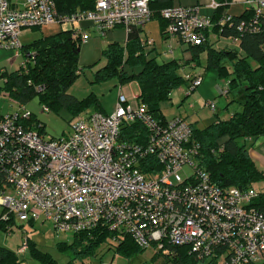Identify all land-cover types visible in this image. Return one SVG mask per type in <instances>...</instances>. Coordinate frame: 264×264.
Returning a JSON list of instances; mask_svg holds the SVG:
<instances>
[{"label":"built area","instance_id":"obj_1","mask_svg":"<svg viewBox=\"0 0 264 264\" xmlns=\"http://www.w3.org/2000/svg\"><path fill=\"white\" fill-rule=\"evenodd\" d=\"M250 6L255 17L240 23V31L256 30L264 0ZM230 16L225 12L218 23L225 25ZM160 17L166 22L165 38L187 45L204 43V32L212 27L211 19L195 7L164 8ZM151 18L149 0H95L92 10L70 14H59L54 0H23L22 7L0 0V52L17 58L24 28L87 21L102 36L116 27L127 33L142 30ZM72 34L80 42L87 40L81 29ZM141 44L152 41L141 39ZM33 57L34 52L25 54L19 67L25 69ZM184 78L188 92L202 80L200 74ZM2 91L15 108L0 111L3 220L11 215L20 222L41 219L56 233L71 234L102 226L113 234V242L126 234L139 247L151 246L157 252L166 246L184 247L197 264L264 262V186H218L202 169L200 144L192 139L184 118L160 122L145 104L132 106L119 93L112 113L76 116L68 135L48 138L44 123L25 103ZM210 107L214 109L215 103ZM41 110L50 109L43 104ZM124 121L140 122L147 131L145 140H121ZM28 246L23 237L16 253L24 255Z\"/></svg>","mask_w":264,"mask_h":264},{"label":"trees","instance_id":"obj_2","mask_svg":"<svg viewBox=\"0 0 264 264\" xmlns=\"http://www.w3.org/2000/svg\"><path fill=\"white\" fill-rule=\"evenodd\" d=\"M231 1L217 0L219 4L212 15L210 31L222 37L238 39L244 56H239L235 49L210 48L207 45L209 30L204 32L206 36L204 43L188 46L195 54L207 50V67L215 69L219 79L228 81L227 93L230 94L232 101L239 103L240 109L233 112L231 117L219 119L204 128L189 125L192 139L200 144L198 160L202 169L218 186H236L242 189L254 186L256 181L264 179V171L256 165L249 150L238 142L239 138H256L264 135V12L257 17L255 31L238 30L240 23H248L255 17L253 6L248 7L238 17L231 15L225 25H220L218 21ZM54 2L58 13L69 14L77 8L82 11L92 9L95 0ZM152 3L153 0H149L150 9ZM161 21L165 28V20L161 18ZM72 32L71 29L60 30L25 46V50L34 52L32 61L25 69L21 67L10 71L2 69L0 91H8L22 103L36 95L39 102L48 106L51 111L62 116H64L62 112H65L67 117L64 118L69 123L90 107L92 111H101L93 92L79 99L68 91L81 70L80 38L73 36ZM144 48L145 45L141 44V29L138 28L128 33L125 45L108 43L102 49V57L106 62L93 73L91 82L100 83L116 78L119 83L124 84L135 80L140 88L139 103L145 104L148 112L156 120L165 122L159 105L169 99L171 91L183 84L186 79L180 74V65L177 61L159 62L155 58L147 59ZM39 86L42 89L38 90ZM146 133V129L138 121H124L120 127V137L124 141L143 142ZM220 147L222 150H219ZM0 227H3L2 222ZM112 238L113 234L106 228L98 226L74 233L69 242H58V247L72 254L71 260L65 264H79L75 260L80 264H88L84 259L97 255L102 245L124 257L133 256L144 249L126 234L118 236L119 242H113ZM28 247L31 257L51 263L45 257L46 253L35 248L32 240H29ZM164 251L168 253L164 255ZM158 253L163 254L165 259L173 264H197L194 258L186 253L184 247L166 246ZM18 258L19 254L16 251L0 246V264H17Z\"/></svg>","mask_w":264,"mask_h":264},{"label":"crops","instance_id":"obj_3","mask_svg":"<svg viewBox=\"0 0 264 264\" xmlns=\"http://www.w3.org/2000/svg\"><path fill=\"white\" fill-rule=\"evenodd\" d=\"M10 1H11V4L16 7H22L23 5V0H10ZM254 1L256 0H232L228 4L226 12L229 15L238 17L242 15L243 12L248 7H250L251 2H254ZM214 4H219V3L217 2V0H157V1L153 0V3L151 4L152 5L151 10L153 12L152 18L150 19V21H148L145 24V26L141 30V39L147 38L152 41L151 45H145L144 52H145L146 58L147 59L155 58L159 62L175 60L180 65L179 72L183 77H185L188 74L189 75L190 74L191 75L200 74L202 77L201 83L194 90L188 92V87H189L188 81H185L183 83V85L186 86L185 89L179 90L180 96L182 97L181 99H185L188 96H191L192 98V100L188 102L187 108L183 107V111H180V109H178L177 113H175L171 117H166L164 110L160 103L159 105L160 110L165 120H170L174 118L175 116L176 117L178 116V117L184 118L192 126L204 128V127H207L213 124L219 119H227L231 117L232 113L235 112L236 110V109L235 110L232 109L233 108L232 106L234 104L232 105V98L229 97L230 94L227 92L226 93L224 92L226 81L222 83L218 78L217 71L213 68L207 67V54H208L207 50H203L195 54L192 52V50L187 44L182 43L178 39H171V40L166 39L163 34L164 27H163V24L160 18V12L162 9L177 6V5L186 6V7H195L201 16L211 19L215 11V8H216ZM92 9H87L85 11L92 10ZM77 11H82V10L77 8L74 12H77ZM68 23H69L68 27H64L66 29H64L63 27H60L61 28L60 29L58 27L59 28L58 30L71 29L73 31L75 29H81L87 35V40L85 42H80L81 43L80 52H79L80 69L82 68L83 65H88L90 67L95 66L98 62H100L101 58H103L102 57V49H103L102 44L104 43V41L102 40V38L106 39L107 44L115 42L120 45H125L127 42L128 33L122 27H116L108 31L105 35L101 36L97 33V31L93 28V26L87 21L73 22V23L68 22ZM40 27H32L30 29L40 30L41 29ZM44 30L48 31L49 29L45 28ZM44 30L41 31L42 34L39 37L31 40L28 43H23V41L20 39L22 47H21L20 55L17 58H12V57L10 58L9 53L0 52V61H5L10 66L13 65L14 62L21 57H22V60L20 61H23V59H25V54H27L28 52H33V51L25 50V46L29 45L34 40H37V39H40V38H43L49 35L48 33L43 34ZM228 39L231 40V46L229 45ZM207 43H208L207 45L214 50H222L225 48H230V49H235L238 52L239 56H244V52L239 47L238 39H235L232 37H222L214 33L213 31L209 30L207 34ZM2 69L5 70L4 68ZM132 81H135V80H132ZM119 85H121V83H119ZM137 86H138V92L136 94L131 91V96L133 97V99L136 100V103H137L136 105L139 104L138 96L140 93V88H139L138 83H137ZM69 93H71L72 95H74L75 97L79 99L86 96V95H83L80 97L70 91ZM93 93L96 95L97 100L99 102L100 109H101L100 112L104 114H110L111 112L114 111V109L116 108L119 93H122L124 95L122 87L119 86L117 90V96H116L115 103H113L112 106L106 109L103 107L102 99H100L97 93L95 92ZM220 99H224L223 104L220 103ZM211 102L215 103L214 109L210 107ZM110 108H111V111H109ZM206 109L208 110V112H206ZM62 113L64 117H67V114L65 112H62ZM88 114L89 113H86L85 115H88ZM258 147L260 148V150L262 149L264 151L262 146H258ZM249 153L251 157L252 155H254L250 151ZM34 222L36 221H33V220L27 221V223L30 226H32ZM0 246H3L11 251H16L15 248L10 249L9 247H6V245L4 246L0 244Z\"/></svg>","mask_w":264,"mask_h":264},{"label":"rangeland","instance_id":"obj_4","mask_svg":"<svg viewBox=\"0 0 264 264\" xmlns=\"http://www.w3.org/2000/svg\"><path fill=\"white\" fill-rule=\"evenodd\" d=\"M68 22L53 23L41 26L40 30H32L30 28H24L20 34V39L23 43H28L31 40L39 37L42 33L41 31L45 28L49 29L48 31L44 30L43 34H53L60 30V27H68ZM59 27V28H58ZM61 29V28H60ZM66 29V28H64ZM159 39V37H158ZM20 40V41H21ZM104 43L102 44V48L104 49L107 46V41L105 38H102ZM229 45L231 46V40L228 39ZM22 57L17 59L13 65H9L5 61H0V69L4 68L7 71L14 70L20 65L22 61ZM105 62L104 58H101L100 62H98L95 66L83 65L78 77L75 81L70 85L68 91L75 93L78 96L87 95L89 92H95L102 99L103 107L108 109V107L112 106L115 103L118 87H122L124 95L127 97L129 103L134 106L136 105V100L131 96V91L135 94L138 92V86L135 81L127 82L119 85V81L116 78L108 79L100 83H92L93 72L102 66ZM226 63V62H225ZM222 83L226 79H219ZM1 84V81H0ZM185 85L181 84L179 87L174 88L171 91L170 99L164 100L161 102V106L164 110L166 117H171L177 110L183 111V107L187 108L188 102L192 100L191 96H188L185 99H181L180 89H185ZM3 91H0V111L2 113L14 110L15 108L10 106V102L8 101L7 96H4ZM103 94V95H102ZM231 98V96H229ZM182 100V101H181ZM183 102V104H182ZM220 103H224V99H220ZM221 104V105H222ZM234 104V105H233ZM232 109L239 110L240 105L237 101H232ZM236 107V108H235ZM25 108L33 113L35 117H38L45 125L46 135L48 138H61L65 137L71 132V125L75 123L77 118H73L69 123L64 116L59 113L53 112L49 110V113H42V104L39 102L38 97L35 95L30 100L25 103ZM235 110V111H236ZM92 111V107L88 108L86 111H82L78 116L83 117L86 113H90ZM111 111V108L110 110ZM206 112L208 110L206 109ZM112 113V112H111ZM223 115V114H222ZM176 117V116H175ZM224 117V116H223ZM239 144L244 145L252 155L253 160L259 169L264 171V151L260 150L258 146H262L264 149V135L258 136L256 138H239ZM259 148V149H258ZM257 155V156H255ZM256 187H263L264 180H259L254 183ZM5 211L0 207V216ZM0 222H2L3 227H0V244L6 245L10 249H16L20 245L22 238L26 237L28 240L34 241L35 248L39 251H42L45 254L51 263L43 262L37 259H33L29 253V247L24 255H19L17 264H65L68 260H71L72 254L67 251L60 249L58 247V242L66 241L69 242L71 236L73 234L69 232H60L56 233L50 222L42 221L39 219L34 222L32 226H30L27 221L20 222V220L16 217H9L8 220H3L0 218ZM164 255L168 253L167 251L163 252ZM84 261L88 264H173L170 261L165 259L163 254L158 253L154 250L153 247L144 248L143 251L130 256L124 257L119 256L114 253L113 249H107V246L102 245L99 247L97 251V255L91 257L89 259H84ZM79 263V261H76Z\"/></svg>","mask_w":264,"mask_h":264}]
</instances>
